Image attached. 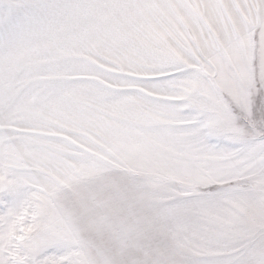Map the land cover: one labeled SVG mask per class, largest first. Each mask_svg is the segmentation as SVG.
<instances>
[{
  "label": "snow or ice",
  "instance_id": "obj_1",
  "mask_svg": "<svg viewBox=\"0 0 264 264\" xmlns=\"http://www.w3.org/2000/svg\"><path fill=\"white\" fill-rule=\"evenodd\" d=\"M0 264H264V0H0Z\"/></svg>",
  "mask_w": 264,
  "mask_h": 264
}]
</instances>
